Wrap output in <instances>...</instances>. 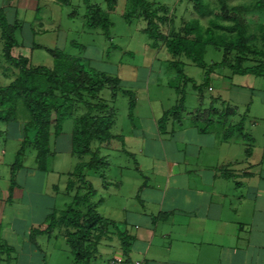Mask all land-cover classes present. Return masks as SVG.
I'll list each match as a JSON object with an SVG mask.
<instances>
[{
  "label": "crops",
  "instance_id": "0c3cea01",
  "mask_svg": "<svg viewBox=\"0 0 264 264\" xmlns=\"http://www.w3.org/2000/svg\"><path fill=\"white\" fill-rule=\"evenodd\" d=\"M49 1L0 0L8 22L18 26L19 47L12 50L14 56L23 55L16 51L21 46L31 51L49 48L36 41L37 34L48 30L38 16L41 4L48 7ZM30 12L34 16L31 21L27 19ZM160 51L164 55L161 62L167 66L171 55L165 48ZM222 59H210L209 63ZM223 68L215 69L208 82L202 68L203 77L198 81L187 74L193 80L189 83L191 102L187 104L186 96L182 111L170 115L165 130L160 128V121L173 105L149 106L150 115L139 114V122L136 121L138 101L132 115L128 106L135 137L144 140L139 142L137 155L127 148L125 138L120 148L125 157L134 160L136 184L129 196L133 207L123 208L122 219L106 216L117 224L120 232L126 233L128 247L124 248L121 239L111 232L98 245L90 264L103 248L111 252L105 264L115 256L145 260L147 264H264V75H239L225 68L222 72ZM194 82L204 84L202 92L193 87ZM210 113H213V123L205 128L197 118ZM11 128L22 138L20 125ZM73 129L74 125L70 132H65L63 127L51 157L57 153L72 155ZM142 143H147V150L140 146ZM101 155L106 156L102 151ZM138 156H142L141 162ZM110 167L109 164L106 170L109 185L101 178L100 187L106 192H120L123 181L115 175L112 177ZM40 172L45 179L47 173L54 170L48 167ZM29 173L35 174V169L30 171L23 165L14 177L10 170V182L0 198V214L30 191L27 179L25 184L19 182L20 175ZM12 180L15 185L11 192ZM52 187L56 193L58 185ZM52 212L50 207L43 218L31 223L23 234L16 231V220L5 223L1 217L0 237L15 250L6 258L0 253V264H9L21 253L44 254V264L46 255L38 239L53 231L39 235L35 231L47 227ZM5 231L19 233L22 242L11 243ZM24 261L32 264V257H25ZM38 261L41 263L40 258Z\"/></svg>",
  "mask_w": 264,
  "mask_h": 264
},
{
  "label": "trees",
  "instance_id": "16d2710c",
  "mask_svg": "<svg viewBox=\"0 0 264 264\" xmlns=\"http://www.w3.org/2000/svg\"><path fill=\"white\" fill-rule=\"evenodd\" d=\"M127 1L129 8L124 15L125 19L131 22L136 16L145 22L143 31L151 40L150 46L168 51L171 60L166 69L172 70L175 78L179 79L175 87L177 102L161 119V129H166L170 115H177L183 109L187 96L185 90L193 82L184 72L187 64H194L205 70V82L221 66H226L239 75H264V49H256L251 45L255 41L264 43V0L239 6H233L224 0H218V4L214 6L208 5L205 0H186L185 3V0H178L173 9L169 2L160 0ZM84 2L87 25L101 28L105 38L111 42L109 51L117 49L118 46L113 43L114 22L111 14L117 11L118 0H105V6L91 3L90 0ZM190 4H193L195 15L187 20L185 16L178 17L183 5V11L187 12ZM204 19H208V25L203 24ZM17 27V24L8 22L0 8V39L3 41L2 57L6 63L3 69L10 79L6 85L0 84V122L7 123L8 128L17 124L22 126L20 148L11 165L12 177L23 167L28 148L36 151L35 163L38 169L46 171L49 159L55 154L53 145L63 134L64 123L68 118L73 119L71 153L79 161L68 174L66 190L72 200L65 209H55L47 219V227L35 231V234H49L58 229L71 247L75 263L90 264L98 245L111 232L121 239L124 248L128 247L126 233L120 232L117 224L98 210L102 200L97 198L96 201L98 191L87 179V171L93 170L108 186L106 170L109 160L101 155V149L109 147L113 139H120L124 144L123 137L112 131L116 122L115 109L101 93L108 88L112 91L113 101L119 94L127 96L130 115L137 104L136 93L123 88L119 76L97 70L87 65L83 57L58 48H48L54 58L51 67L34 65L30 57L14 56L12 50L19 47ZM210 46L222 51L221 62L209 63L205 60ZM193 87L202 92L204 84L194 82ZM21 111L26 112L22 121L19 118ZM199 121L205 128L210 127L213 113L207 117L199 116L197 122ZM0 132L3 131L0 129ZM12 185L11 192L14 180ZM14 250L13 246L0 237L1 254L10 257Z\"/></svg>",
  "mask_w": 264,
  "mask_h": 264
},
{
  "label": "rangeland",
  "instance_id": "374dc122",
  "mask_svg": "<svg viewBox=\"0 0 264 264\" xmlns=\"http://www.w3.org/2000/svg\"><path fill=\"white\" fill-rule=\"evenodd\" d=\"M53 1H49L48 7L45 4H41L42 9L38 17L46 23L45 27L48 30L37 34V43H43L51 49L58 48L72 55L81 56L87 65L119 76L122 80L123 88L131 89L136 93L138 101L137 122H139V114L144 117L145 115H150L149 106L175 105L178 99L175 80L179 82V79L175 78L176 75L172 70H167L166 65L162 64L161 58L164 55L161 51L159 52V49L150 46L151 40L143 31L145 22L136 18V16L132 18L131 22L125 19L124 15L128 12L129 8L127 0H118L117 11L111 14L114 22L112 29L113 43L118 48H112L110 51L111 42L105 38L101 28H92L87 25L85 17L87 9L84 0ZM90 1L91 3L105 6V0ZM160 1L169 2L172 9L178 2V0ZM224 1L233 6H239L253 3L255 0ZM205 2L212 6L216 5V3L218 4V0H205ZM183 7L177 15L178 17L185 16L187 20L195 15L192 10L193 4L189 5L187 12L183 11ZM27 19L30 21L34 20L33 13L30 12ZM207 20H203L204 25H208ZM177 22L178 24L180 23L179 19ZM78 44H81L83 47ZM2 45L3 42L0 39V65L3 64V66H0V84L6 85L10 82V79L6 78V74H4L3 67L5 66V61L2 57ZM251 45L256 49H264L262 41H255ZM16 51L30 57L34 65L53 66L54 58L47 48H36L31 51L30 48L21 46L20 48H16ZM222 57V51H218L210 46L208 47L205 60L208 62H210V59L219 61ZM148 58H150V62ZM223 67L227 72H231L228 67ZM224 68L221 70L222 72H224ZM184 72L192 75L197 81L203 77L204 73L200 67L193 64L186 65ZM236 77L240 76L236 75ZM182 85L184 89V84ZM190 87L191 84H188L185 90L187 104L188 101L191 102L190 94H192V91ZM101 96L115 108L116 122L112 129L113 133L122 135L125 138L127 148L137 155L139 142L144 140L135 137L132 122L128 117L129 98L119 94L115 101H113L112 91L108 88L102 91ZM81 109L82 107L78 113H81ZM24 116H26V112H19L20 121L25 118ZM73 125V119L68 118L64 124L65 132H70ZM7 126V123L0 122V129L3 131L2 133L0 132V198L4 194V191L7 190L10 182L11 165L15 160L21 143V138H18L17 131H14L12 128L9 129ZM20 127V133L22 134V126L20 125ZM122 145L123 142L120 139H113L107 149H101L102 154L108 156L112 177L115 175L117 176L116 178L123 181V187L120 192H106L100 187V176L93 170L87 171V179L93 183L98 191L96 201L97 198L103 199L99 205L100 212L107 217L117 220L122 219L123 208L133 207L129 196L133 193V188L136 184L134 160L125 157V154L120 149ZM140 146H144L147 150V143H142ZM35 156L36 151L33 148H28L23 159V165L30 169V171L34 168L36 173H29L28 176L24 174L19 176L21 184H25V180L27 179L30 191L26 192L24 199L18 198L15 204L8 205L4 214H0V218L2 217L5 223L16 220V231L22 234L25 229L30 227L31 223L43 218L45 212L50 207L53 211L55 209L61 211L71 202L72 197L68 195L66 190L68 172L72 171L79 161V158L71 154L57 153L55 157L49 159L48 163V167L53 169L54 173H47L45 179H43L44 174L36 169ZM138 159V162H141L142 156H138ZM122 170L123 172L121 173ZM53 184L58 185L56 193L54 189L52 190ZM4 233L8 235V240L11 243H16V241L22 242V237L19 233H16V235L11 231H5ZM38 240L42 243L41 248L46 255L44 264H76L71 247L66 239L61 236L58 229L53 230V234L40 237ZM43 255L35 253L26 255L25 253H21L18 256L16 254V260H12L9 264H25V257H32V264H42ZM3 257L6 258V255H3ZM109 257H111L110 250L107 251L103 248L93 259L92 264H105ZM39 258L41 259V263L38 261ZM107 264H109V260Z\"/></svg>",
  "mask_w": 264,
  "mask_h": 264
},
{
  "label": "built area",
  "instance_id": "2783aa9c",
  "mask_svg": "<svg viewBox=\"0 0 264 264\" xmlns=\"http://www.w3.org/2000/svg\"><path fill=\"white\" fill-rule=\"evenodd\" d=\"M210 90H212V87H210ZM109 264H147V262L145 260H128L124 256H115L110 260Z\"/></svg>",
  "mask_w": 264,
  "mask_h": 264
}]
</instances>
